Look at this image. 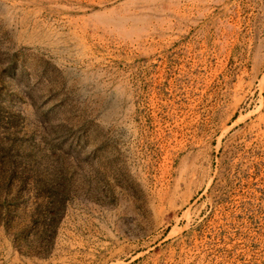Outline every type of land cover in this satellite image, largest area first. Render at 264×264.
Returning <instances> with one entry per match:
<instances>
[{"label":"rangeland","instance_id":"374dc122","mask_svg":"<svg viewBox=\"0 0 264 264\" xmlns=\"http://www.w3.org/2000/svg\"><path fill=\"white\" fill-rule=\"evenodd\" d=\"M0 264H264V0H0Z\"/></svg>","mask_w":264,"mask_h":264}]
</instances>
